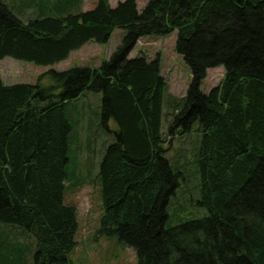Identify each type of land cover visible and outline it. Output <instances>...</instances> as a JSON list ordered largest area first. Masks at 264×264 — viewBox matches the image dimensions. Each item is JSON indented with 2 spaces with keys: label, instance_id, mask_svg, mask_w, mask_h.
<instances>
[{
  "label": "trees",
  "instance_id": "16d2710c",
  "mask_svg": "<svg viewBox=\"0 0 264 264\" xmlns=\"http://www.w3.org/2000/svg\"><path fill=\"white\" fill-rule=\"evenodd\" d=\"M82 3L0 0V60L52 66L126 30L97 68L49 70L35 84L0 81V228L33 239L35 264L63 263L75 249L77 210L65 193L85 182L69 170L68 109L87 90L101 93L100 124L116 126L98 166L100 237H117L137 264H264V0H148L143 9L96 0L88 11ZM29 9L37 15L20 19ZM175 30L191 81L167 134L198 123L194 163L208 215L167 227L182 177L164 156L166 82L157 59L128 56L141 37ZM220 66L222 80L203 94L206 70Z\"/></svg>",
  "mask_w": 264,
  "mask_h": 264
},
{
  "label": "rangeland",
  "instance_id": "374dc122",
  "mask_svg": "<svg viewBox=\"0 0 264 264\" xmlns=\"http://www.w3.org/2000/svg\"><path fill=\"white\" fill-rule=\"evenodd\" d=\"M82 1V11L95 8L96 0ZM120 1L123 0H108L112 7ZM136 2L138 9H143L148 0ZM8 4L12 5L10 2ZM32 12L35 11L26 10L19 18L25 21ZM37 13L38 11L33 13L30 18ZM125 35V29H117L108 42H89L72 52L65 61L52 66H40L5 57L0 60V81L6 86L35 84L37 78L49 70L97 68L121 44ZM176 38V30L165 37L143 36L128 56L130 59L143 57L147 62L157 59L160 75L166 82L162 103V130L166 139L163 145L164 156L182 177L167 206V227L208 215L207 209L199 205L200 180L194 163L200 140L198 123H194L189 130L178 127L172 136L167 134L168 124L176 111L182 108V98L185 97L191 81L188 65L175 50ZM223 76V66L207 69L200 85L201 92L207 94L220 83ZM43 84L47 85L49 81L44 79ZM70 106L68 114L72 130L69 141V170L74 172V179L85 184L65 193V203L77 210V245L65 262L51 264H137L134 251L123 246L117 237H100L97 233L102 215L100 188L97 184L98 166L105 148L115 140L116 126L112 121L106 127L100 124L101 93L86 90ZM7 239L12 245L5 244ZM0 241V264H35L34 241L26 232L18 227L1 226Z\"/></svg>",
  "mask_w": 264,
  "mask_h": 264
},
{
  "label": "water",
  "instance_id": "95a60500",
  "mask_svg": "<svg viewBox=\"0 0 264 264\" xmlns=\"http://www.w3.org/2000/svg\"><path fill=\"white\" fill-rule=\"evenodd\" d=\"M184 15H185V17H188V13H186V12H185V14H184Z\"/></svg>",
  "mask_w": 264,
  "mask_h": 264
},
{
  "label": "crops",
  "instance_id": "0c3cea01",
  "mask_svg": "<svg viewBox=\"0 0 264 264\" xmlns=\"http://www.w3.org/2000/svg\"><path fill=\"white\" fill-rule=\"evenodd\" d=\"M65 61V60H64Z\"/></svg>",
  "mask_w": 264,
  "mask_h": 264
}]
</instances>
